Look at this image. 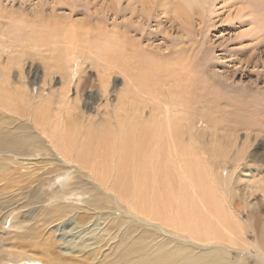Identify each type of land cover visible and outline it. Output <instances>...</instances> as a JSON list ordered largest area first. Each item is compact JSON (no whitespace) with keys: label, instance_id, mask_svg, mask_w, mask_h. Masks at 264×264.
I'll return each mask as SVG.
<instances>
[{"label":"bare ground","instance_id":"bare-ground-1","mask_svg":"<svg viewBox=\"0 0 264 264\" xmlns=\"http://www.w3.org/2000/svg\"><path fill=\"white\" fill-rule=\"evenodd\" d=\"M175 10L179 17L187 18L188 12L185 7L178 6ZM67 33L63 35L69 37ZM91 33L93 35V32ZM92 35L88 32L85 36L87 47L82 48L86 49V54H93L99 60L103 93L107 94L108 79L112 75L113 67L129 78L132 87L121 98L118 108H115L112 115L101 125L84 126L79 123L80 112L77 105L81 99L79 94L82 89L89 87L90 81L79 79V84L83 81L79 86L73 80V67L76 65L79 68L82 62L78 56L81 57L83 52H77L81 46L80 42L72 40L65 42L67 40L58 35L57 39L60 42L57 44L66 45L64 51L52 53V59L57 61L52 66L54 73L66 76L64 90L59 92L58 99L55 93L42 98L44 101L34 108L32 119L28 114H24L26 109L22 101L28 98L29 94L28 90H23V86L16 88V92L13 93L15 105H11L10 100L0 97V105L8 112L13 113L14 110L21 113L24 117H29L34 124V129L28 126L29 124H19V127L16 125L17 127L10 131L3 127V124L0 125V155L3 161L4 155H10L13 159L11 166H17L14 170L16 171L19 164L14 159L20 157L26 159L34 151H37L39 156L54 151L68 164L74 165L72 170H76L75 172L66 169L67 171L59 172L56 167L49 172L50 179H38L40 187L51 189L53 192L49 193L51 195L46 199L42 198V194H37L32 203L45 204L50 200L53 206L50 209L46 205L41 207L44 216L41 227L36 226L37 228L29 230V227H24V222L11 225L13 228L29 229L20 236L23 241L13 244L15 251L2 252L9 255L5 261H2L0 254V264H91L93 261L90 259L98 257L108 237L113 241L119 239L115 243L119 250L116 264H249L246 257L234 261L230 255L231 249L218 244L225 241L236 247L241 241L245 242L248 231L246 226L240 224L238 210H235L232 203L235 198L244 204L245 216L250 225L248 228L256 238L255 248L258 252L256 259L259 264H264L262 235L264 228L260 230L258 226L260 211L264 209V166L255 164L258 161L264 162V155L252 153L249 162L240 167L239 162L246 154L242 153L235 160L237 173H234L231 182L225 189L223 188V192L220 191L225 197L215 198L213 194L217 192V182L206 161L212 163L211 160L225 157L228 147L225 148V145L218 143V134H214L215 137L213 135L214 143L207 147L204 130L194 128L193 120L189 119V116H195V113L193 116L189 110L190 106L199 103L194 100L200 93L192 77L187 75L186 80H183L185 85L176 82L172 87L174 91L170 92L176 99L171 100V104L189 109H186L184 115L176 118L172 116L170 106H165L163 111L156 108L158 111L156 110L155 115L146 118L143 115L145 105L141 99L148 97L155 100L163 97L164 93L159 91L158 85L169 82L167 81L169 69L159 62L158 57H145L141 49L132 50L131 54H127L125 51L127 48L123 49L124 44L121 45L125 38L121 34L101 32L97 42H92ZM114 46H118L120 51H116ZM10 68L12 67L8 69ZM179 78L177 74L174 80ZM73 84H76L77 91L75 99L71 100L69 94ZM137 94L140 100L136 98ZM201 94L209 98L207 93ZM29 101L33 104L35 97H29L27 102ZM198 120L197 123H201V120ZM214 125L218 129L219 126ZM215 132L218 133V130ZM5 164L0 161V170L9 169ZM23 164L29 165L24 160ZM24 168L28 170L27 167ZM5 177L7 174L3 173L0 180L4 181L2 179ZM187 179L190 180L189 184ZM180 188L184 191L189 189L196 197L190 196L188 201L184 200L185 204L175 198L177 208L169 207L167 204L171 200L170 195L175 194ZM139 193L158 194L166 202V207L155 206L151 199L142 200ZM162 196H166L167 199ZM121 203L126 205L127 212L134 214V217L129 213L117 216L116 212L112 211L114 205L118 210H122ZM188 203L191 208L188 207ZM8 207L4 206L3 209ZM17 210L7 215L4 224L11 215L16 218L14 212ZM139 215H142L144 220L139 219ZM253 216L258 217L254 219L255 223L252 220ZM152 220L158 223H153ZM58 221L60 224L66 222L71 232L79 230L77 234H80L81 243L74 246L75 243L72 242L74 238L69 240L68 237L75 235L68 236L67 232L64 235L62 233L60 239L63 242L60 243L67 246L58 251L57 233L64 231L63 228L57 226L49 238L42 234ZM101 221L115 232L111 234L110 230L102 229ZM163 226L180 233L186 232L189 236L179 235L180 233L169 231ZM29 235L33 237L31 240H27ZM106 262L114 264L102 261Z\"/></svg>","mask_w":264,"mask_h":264},{"label":"rangeland","instance_id":"rangeland-1","mask_svg":"<svg viewBox=\"0 0 264 264\" xmlns=\"http://www.w3.org/2000/svg\"><path fill=\"white\" fill-rule=\"evenodd\" d=\"M178 6L185 7L188 12L186 20L175 12ZM60 28L65 29L64 31L68 32L70 38L65 37L63 35L65 32ZM88 32L90 35L93 32L92 42L98 41L97 38L101 32L121 34L125 37L121 45L124 44L123 49L127 48L125 49L127 54H131L132 50L141 49L145 57L156 56L159 62L167 66L166 68L169 69L167 81L169 82L158 85L159 91L164 93V98L150 100L145 97L141 99L145 105L143 115L146 118L155 115L156 110L158 111L156 108L163 111L165 106H170L171 114L176 118L184 115L187 108L171 104V100L176 99L170 92L174 91L172 87L176 82L179 85H185L183 80H186L188 76L192 77L200 93L194 100L199 103L190 106V110L187 109L190 113H195V116L193 114L194 117L189 116V119L193 120L194 128L199 131L204 130L207 147L210 143H214V134L219 135V144L225 145V148L228 147L225 157L219 158L220 160L216 159L217 161L211 160L212 163L206 161L217 182V192L214 193L217 195L213 194V196L223 199L224 195L221 193L223 188L227 187L234 173H237L235 160L245 152V158L239 162L242 167L249 162L248 159L252 153L259 156L264 155V0H165V2L163 0H0V87H2L0 97L10 100L11 105H15L16 102L12 99L13 93L16 92V88L23 86L24 91L28 90L29 97H35L33 104L30 101L27 102L29 97L21 100L25 103L26 112L24 114H28L30 118H32L34 108L44 101L42 98L55 93L58 99L59 92L64 90L66 76L54 73L52 66L57 61L52 59V53L58 54L59 51H64L66 45L57 44L60 42L57 38L61 36L67 40L65 42L72 40L73 42L79 41L81 44L77 52H83L81 57L78 56L82 62L79 68L76 65L73 67V80L79 86L85 80L90 81L89 87L82 89L79 94L81 98L77 102L80 112L79 123L84 126L101 125L108 119V116L112 115L114 109L118 108L121 98L132 87L129 78L113 67L112 75L108 79L107 94L103 93L99 60L93 54H86V49H83L87 47L85 36ZM125 44H131V46H125ZM114 49L120 51L118 46H114ZM10 66L12 68L8 69ZM177 74L180 78L174 80ZM79 79L83 80L80 84ZM76 84L71 86L69 94L71 100H74L76 96ZM201 93H207L209 98H205ZM22 96L26 97V95ZM91 97L94 99H90ZM136 98L139 99V94ZM206 104L207 107H205ZM12 112H8L0 105V125L3 124V127L9 131L14 127H19V124H29L28 126L34 129L33 121L29 117H24L23 114L14 110ZM198 119L201 123H197ZM214 124L219 126L218 129ZM215 130H218V133ZM221 149L218 148V150ZM37 154V151H34L26 159L21 157L20 160L14 159L19 164L17 172L14 171L17 166H11L12 157L8 154L4 155L3 161L0 155V161L2 160V163L9 166V169L0 170V176L3 173L7 174V177L2 179L4 181L0 180V254L2 261L9 256L7 254L5 256L3 251H15L13 244L23 241L20 236L25 231L43 225L44 216L41 207L46 205L50 209L53 206L50 200L45 204L32 203V199L37 194H42V198L46 199L51 195L49 193L53 192L51 189L46 190L40 187L38 179H50L49 172L55 170L56 167L59 172L66 169L71 171L74 167L54 151L40 156ZM23 160L29 165L25 166ZM255 164L264 166L263 161ZM22 166L27 167L28 170ZM72 171L76 172L75 169ZM189 183L190 180L187 179V184ZM193 195L189 189L184 191L180 188L175 194L170 195L171 200L168 199L167 205L177 208L175 198L185 204L184 200L188 201V198ZM159 197L158 194L139 193V198L142 200L151 199L155 206L166 207V202ZM240 201L235 198L232 203L235 210H238L240 224L247 228L245 242L241 241L236 247H232L225 241L218 244L231 249L230 255L234 261L246 257L249 264H259L256 259L258 255L255 248L256 238L248 228L250 225L245 216L244 204ZM121 204L120 207L124 210H118L116 205L112 210L117 216L129 213L126 205ZM4 206L9 207L3 209ZM188 207H190L189 203ZM199 207L202 208L201 205ZM16 209H18L14 212L16 218L11 215L4 224L7 215ZM260 212L258 226L262 230L264 209ZM129 214L134 217V214ZM139 219L144 220V217L139 215ZM254 219L258 217L253 216L252 220ZM212 221L215 223L214 219ZM23 222L24 227L29 228L11 227L18 223L23 224ZM100 223L102 229L110 230L111 234L115 232L104 221ZM57 226L64 230L57 233L58 251L67 246L60 239L62 233L64 235L67 232L68 236L75 235L68 237L69 240L74 238L72 241L75 243L74 246L81 243L80 234H77L79 230L71 232L66 222L60 224L58 221L42 234L49 238ZM163 227L177 234L180 233L170 227ZM35 234L38 236V232ZM179 235L189 236L186 232H181ZM32 238L30 235L27 236V240ZM116 240L113 241L108 237L98 257L90 259L93 261L91 264H110L102 263V261L116 264L119 259V250L115 243L119 239Z\"/></svg>","mask_w":264,"mask_h":264}]
</instances>
